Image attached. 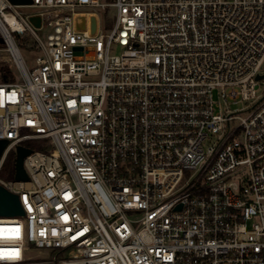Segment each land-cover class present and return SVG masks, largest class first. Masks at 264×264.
Masks as SVG:
<instances>
[{"label":"built area","instance_id":"2783aa9c","mask_svg":"<svg viewBox=\"0 0 264 264\" xmlns=\"http://www.w3.org/2000/svg\"><path fill=\"white\" fill-rule=\"evenodd\" d=\"M0 36V169L41 141L0 264H264V0H0Z\"/></svg>","mask_w":264,"mask_h":264},{"label":"water","instance_id":"95a60500","mask_svg":"<svg viewBox=\"0 0 264 264\" xmlns=\"http://www.w3.org/2000/svg\"><path fill=\"white\" fill-rule=\"evenodd\" d=\"M13 2V1H12ZM31 0H19L14 3H30ZM31 21L37 26H40V18L39 17H33L31 18ZM78 26L80 28L84 27V18L78 19ZM96 29V19L93 18L92 23V31L94 32ZM3 43V38L0 36V44ZM81 48L77 47L75 48V58L81 59L82 58V52ZM94 56V52L91 48H88L87 52V58L92 59ZM264 79V76H258V80ZM8 146L7 140H0V159L2 157V154L5 150V148ZM32 150L28 149L23 146H17L16 148V162H15V181H28L29 177L26 173V170L24 168V160L26 157L32 154ZM24 215V211L20 205L19 202V196L11 191H9L7 188H5L3 185L0 184V216L1 217H14V216H22Z\"/></svg>","mask_w":264,"mask_h":264},{"label":"rangeland","instance_id":"374dc122","mask_svg":"<svg viewBox=\"0 0 264 264\" xmlns=\"http://www.w3.org/2000/svg\"><path fill=\"white\" fill-rule=\"evenodd\" d=\"M13 2H17L19 0H12ZM103 2H106V1H111V0H102ZM104 16H106V14H104ZM107 17H110V13L107 15ZM103 19V18H102ZM106 24V23H105ZM122 51L121 47L119 46H114L113 49H112V53L113 54H120ZM22 55L23 57L25 58V60L27 61V63L29 64V66L33 67L34 65V61H33V56L31 53H29L27 50L25 49H22ZM257 95L262 98L263 95H264V80H261L259 82V87L257 89ZM244 107V104H239L238 106H232L231 109H235V108H242ZM211 143V142H210ZM26 145L28 146H37V147H40V144H41V141H38V140H34V141H28L27 143H25ZM209 143L206 144V147ZM15 153V158H16V150L13 151ZM3 180L5 181H14L15 180V177H10L9 173L6 172L3 176Z\"/></svg>","mask_w":264,"mask_h":264},{"label":"trees","instance_id":"16d2710c","mask_svg":"<svg viewBox=\"0 0 264 264\" xmlns=\"http://www.w3.org/2000/svg\"><path fill=\"white\" fill-rule=\"evenodd\" d=\"M26 145V144H25ZM28 149H31V150H40V147H35V146H28ZM15 162H16V158H15V153L13 151H11L5 162L3 163L1 169H0V178L3 179V176L6 172L9 173L10 177H13L15 175Z\"/></svg>","mask_w":264,"mask_h":264}]
</instances>
